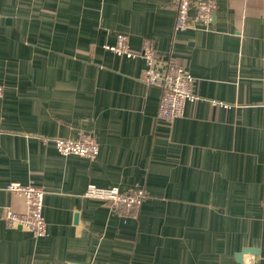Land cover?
Masks as SVG:
<instances>
[{"label":"crops","instance_id":"0c3cea01","mask_svg":"<svg viewBox=\"0 0 264 264\" xmlns=\"http://www.w3.org/2000/svg\"><path fill=\"white\" fill-rule=\"evenodd\" d=\"M207 29L175 30L174 0H0V264H264V0H216ZM126 34L193 78L168 125ZM94 135L93 159L53 138ZM44 194L46 234L10 227L9 182ZM88 184L141 188L135 218ZM253 252L237 254L243 248Z\"/></svg>","mask_w":264,"mask_h":264},{"label":"built area","instance_id":"2783aa9c","mask_svg":"<svg viewBox=\"0 0 264 264\" xmlns=\"http://www.w3.org/2000/svg\"><path fill=\"white\" fill-rule=\"evenodd\" d=\"M175 30L203 28L207 29L213 20V10L216 0H174ZM105 47L115 54L126 57L140 56L145 66L141 72V81L162 91L157 106L156 117L170 125L175 118L183 113L187 101L199 98L192 91L194 78L182 65L170 61L165 68L156 67L154 48L148 42H143L138 51L130 49L126 34H118L113 44ZM3 86L0 85V97ZM55 149L62 155H79L93 159L98 153V143L93 134L80 131L76 138H53ZM5 190L22 199L23 209L16 210L4 206L2 218L7 226L20 227L30 231L35 236L46 234V221L43 215L44 190L33 184L9 182ZM83 195L86 198L104 202L110 210L118 212L123 217L135 218L140 210L144 192L141 188L121 192L117 187L103 188L88 184Z\"/></svg>","mask_w":264,"mask_h":264},{"label":"water","instance_id":"95a60500","mask_svg":"<svg viewBox=\"0 0 264 264\" xmlns=\"http://www.w3.org/2000/svg\"><path fill=\"white\" fill-rule=\"evenodd\" d=\"M254 250L252 249V248H247V247H245V248H243L242 250H241V252H239L238 254H237V260L238 261H242V255H243V253H246V252H253Z\"/></svg>","mask_w":264,"mask_h":264}]
</instances>
